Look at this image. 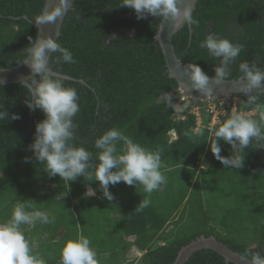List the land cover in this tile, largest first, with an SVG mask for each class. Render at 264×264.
Segmentation results:
<instances>
[{
    "label": "trees",
    "instance_id": "1",
    "mask_svg": "<svg viewBox=\"0 0 264 264\" xmlns=\"http://www.w3.org/2000/svg\"><path fill=\"white\" fill-rule=\"evenodd\" d=\"M44 2L0 0V69L25 59L24 49L29 46L30 39H36L35 24L40 20ZM120 3L121 0L74 2L65 15L56 42L71 51L75 62L58 64L55 62L58 53H53L49 65L52 71L70 77L71 80L63 79L64 86L77 91L79 112L73 118L76 128L72 143L92 153V164L98 163L95 140L114 127L141 147L160 151V171L167 179L155 190L157 207L150 203L143 211H134L146 197L141 186L138 189L130 186L121 192L110 191L114 199L108 201L98 181L89 182L81 176L67 185L59 177L49 178L43 171L45 166L36 161L29 150L34 141L35 125L45 118L44 114L26 106L30 96L24 86L10 84L0 86V110L8 114L0 121V223L10 219L19 201L25 203L27 211L39 210L52 217L58 211L55 206L63 201L52 197L58 193L51 190L61 187L69 196L66 199L69 205L72 200L75 203L77 218L72 219L70 232L75 235L74 240L83 236L90 241L98 264H172L180 249L200 235H213L241 255L255 245L252 250L264 256V197L260 198L264 190L258 191L264 186V150H255L251 157L254 162L244 161L243 170L236 169L234 173L235 186L238 190H247L250 199L247 198L246 205L242 203L240 209L229 210L232 213L229 227L232 228L235 221L243 223L238 227L242 235L246 234V239L235 237L230 229L226 233L221 231L220 228L227 226L226 221L217 224L215 216L213 225L207 224L208 212L200 205L202 198L196 190L199 189L198 177L215 166L225 170L229 167H224L211 154L206 170L198 171L201 156L211 152V144L216 139L214 131L202 128L195 133L192 115H187L183 121L173 120L174 108L169 104V97L175 105L179 98L178 85L168 76L163 54L154 39L161 19L148 16L138 20L133 10ZM192 19L197 23L184 26L172 38L176 55L185 69L197 64L209 77L215 75L214 67L219 66V58H213L206 48L200 47L207 35L214 33L243 45L240 55L230 65L226 80L242 75L239 64L244 61L264 70V0H198ZM254 95L256 102L247 107V96H234L238 113L256 111L247 117L251 119H257L259 112L264 111V93ZM201 107L203 125L207 126L210 116L205 112V105ZM13 114L20 119H12ZM170 131L176 133L175 140H169ZM123 147L122 142L117 143L118 151ZM220 147L222 157L232 155L233 149L222 140ZM24 157H31V162L24 163ZM168 179L182 187L172 190ZM181 206L184 207L181 218L194 207L187 224L189 229L197 223L205 227L191 235L179 236L183 226L176 212ZM240 210L245 211L243 216ZM95 211L118 219L119 234L111 236L109 233L110 239L101 241V248L86 226L89 219L95 217ZM60 216L61 222L64 215ZM60 222L58 227L53 223L35 222L28 225L30 232L24 234L31 236L32 231H37L30 240L32 251L43 258L45 264H61L64 246H59V250L54 248L64 231ZM25 227L21 225V229ZM94 230L90 232L94 234ZM133 248L143 252L142 256L129 259ZM184 264L233 263H226L215 251L201 249Z\"/></svg>",
    "mask_w": 264,
    "mask_h": 264
},
{
    "label": "clouds",
    "instance_id": "2",
    "mask_svg": "<svg viewBox=\"0 0 264 264\" xmlns=\"http://www.w3.org/2000/svg\"><path fill=\"white\" fill-rule=\"evenodd\" d=\"M64 2L65 0H61V4ZM179 2L180 0H121L120 6L133 10L138 20L151 16L165 21L170 20L174 27H179L183 23L196 24L197 22L191 17L190 7L186 6L181 11L177 7ZM186 2L190 4L191 0ZM59 15L60 10H57L54 15L41 17L39 23L53 21ZM200 47L206 48L213 58H219V66L214 67L215 75L209 77L197 64L189 65L185 73L188 75L191 89L208 96L212 92L209 87L210 81L219 83L228 78L230 65L240 55L243 45L210 33L200 43ZM24 51L25 59L22 63L31 70V76L21 82L30 96L26 106L29 110L41 111L45 117L35 125L34 141L29 145V150L33 153L35 160L45 166L43 171L49 178L59 177L63 182H67V185L81 176L89 182L98 181L103 197L108 201L114 199L109 191L110 185L114 186L123 182L128 186H141L148 196L140 201L134 211L140 212L147 208L151 203L148 197L165 184L167 179L160 171L162 167L160 151H150L141 147L120 129L114 127L95 140L94 147L98 150L96 157L98 163L92 164V153L72 143L76 128L73 118L79 112L77 91L75 88L65 87L63 78L53 73L49 65V58L53 53H58L55 61L58 64L74 63L71 51L62 47L51 37L30 39L29 46ZM239 71L242 74L239 77L241 82L239 90L248 98L245 102L247 107L257 100V96L253 94L254 90L264 87L262 85L264 70L258 68L255 63L244 61L239 64ZM178 93L179 98L175 105L171 104L169 97V104L174 108L173 120L183 121L187 115H192L195 119V133L202 128L210 130L209 127L219 110L222 111L218 118H223L222 112L225 109L227 111L229 109L228 113L232 112V116L214 130L216 139L210 147L213 156L224 167L241 169L245 161L244 149L249 146L254 150H264V111L259 112L257 119H251L247 117L256 114V111L238 113L235 95L229 99L198 98L179 88ZM219 98L225 103H219ZM201 105H205V112L210 116L207 126L199 124L203 121ZM7 115L5 110H0V121L5 120ZM11 118L20 119L16 114H13ZM215 125L211 126L215 127ZM167 136L170 141L176 139L174 131L168 132ZM221 140L233 149L234 154L230 157L220 155ZM118 142L124 145L119 151ZM204 158L206 154L201 156L197 164L198 171L206 170L210 164L209 160L205 164L202 161ZM31 159V157H24L23 162L30 163ZM54 219L39 210L27 211L24 202H17L10 219L0 223V264H45L39 255L33 253L31 242L26 239L21 225H33L36 221L49 224L53 223ZM254 247L255 245H251L246 250L240 257L241 261H246L248 264H264V256L254 252L252 250ZM142 254L143 252L133 248L129 259L141 257ZM61 264H98V261L96 253L90 247V241L81 236L75 241L65 242L61 249Z\"/></svg>",
    "mask_w": 264,
    "mask_h": 264
},
{
    "label": "rangeland",
    "instance_id": "3",
    "mask_svg": "<svg viewBox=\"0 0 264 264\" xmlns=\"http://www.w3.org/2000/svg\"><path fill=\"white\" fill-rule=\"evenodd\" d=\"M206 101H208V99ZM218 101H219V103H225V102H223V100L221 98H219ZM221 111L222 110L218 111V114H216L217 117H214L215 119L211 123V125L216 124L215 127H217V128L225 120H227L228 118H230L232 116V112L230 111L228 113V111L225 109V110H223L224 112H222L223 118H221V117L218 118V115H220ZM199 124H204V122L200 121ZM211 125L209 127V129H210L209 131L213 133V131L215 130V127L211 126ZM209 153L210 154L202 160L205 164L208 163V160L210 161L212 153L211 152H209ZM244 153H245L246 163H250L252 161L254 162L253 158H251V157L253 156L252 154L255 153V150L251 146L245 148ZM233 154H234V152L232 153V155ZM262 157H264V151L262 152ZM235 170L236 169H232V168H228L227 170L218 169V167L215 166L212 169H210V172L200 173V175L198 177L199 189H196V190L198 191L197 192L198 195L202 198V202L200 203V205L204 209H206V211L208 212V215H207L208 219L206 220L207 224L213 225V218L215 216L216 217L215 220L217 221V224H218V221L219 222H221L222 220L226 221L227 226L224 225V227L220 228L221 231L226 233V232H229L231 230V232L233 233V235L235 237L238 236V238H239V236H242L243 238L246 239V237H245L246 234L243 233V235H242V232H240L241 230H239V227H238L239 224L242 225L243 223H240V222L238 223L236 221L235 222L233 221L234 222L233 227L232 228L229 227L230 225H232L231 224L232 220H230V218H232V217H230L232 213L229 210L233 207L234 208L236 207L237 210L240 209L241 205H243L242 203H244V205H246L247 198L250 199L247 190H243V191L238 190V187L235 186L237 184V179L234 178L235 177V175H234ZM238 170H240V169H238ZM242 170H243V168H242ZM195 179H197V178H195ZM168 180H169L170 186L171 185L173 186L172 188L170 187L172 190L174 188L178 189V187L179 188L182 187V184L179 185L177 182L174 184V182L171 181L172 179H168ZM115 186H118V187H115ZM128 187L130 188V186L125 185L123 182H121V183H118L114 186L110 185L109 191H111L112 193L121 192L120 190H122V191H124L125 189L127 190ZM55 188L56 187L54 186L53 189H55ZM132 188L138 189V188H140V186H137V187L132 186ZM192 188H194V186H192L191 189ZM261 190H264V186H263V189H259L258 191H261ZM51 191L58 193V195L55 193L52 197H55L57 199L60 198L63 201L61 203H58L57 206H55L58 208V211L56 213H53V215H52V217L55 218L53 225H55L56 227H58L59 222H60V217H61L60 214L64 215V217H62L61 222H60V224L62 226H64L63 235L59 236L57 238L56 243H54L55 244L54 248H56V250H59L58 247L64 246L65 242L68 241V239L72 238V240L75 241L74 240L75 235H73L70 232V228H71L72 219L75 218V220H76L77 216H76V213L74 210V206H75L74 200H72V202L70 203L71 206L66 201V199L69 197L68 194L66 193V191H63V189L61 187L60 188L57 187L56 190H51ZM154 194H155V191H153L151 193L150 197H148V198L150 199L151 204H153V206L157 207L156 204L158 202V198H157V196H154ZM146 196H148V194H146ZM239 196H242V197H239ZM192 197H194V195H192ZM263 197H264V191L260 194V198L263 199ZM240 199H241V202L238 203ZM194 206H195V204H194ZM160 210L162 212H164V209L160 208ZM165 210L167 211V209H165ZM191 210H189L190 213H189V211L187 213L184 212L183 218H181V216H182L181 214H183V211H184L183 206H181L178 209V211L176 212V216L181 218L180 225L183 226L180 233L178 234L179 236L191 235V234H193L192 232H194L195 230L203 229V227H205L203 223H201V224L197 223L194 225L195 227L190 228V229L187 227V224L191 221V217H190ZM258 210L259 209L257 208L256 212ZM240 213H241V216H243L245 214V211L240 210ZM89 220L90 221L86 223V226L88 228V232H89L90 236L93 235L92 238L95 237V240H96L95 242L99 245L102 244L101 241L110 239L108 237L109 233L111 234V236L119 234L118 229H117L118 219L114 218V215L112 217L111 216L106 217L105 213L99 214V211H97V212L95 211V217L92 219H89ZM36 222L38 223L39 221H36ZM67 223H69V224H67ZM214 224H216V223H214ZM27 227H28V225H26V227L22 229L24 234H28L30 232L29 231L30 227H28L29 229ZM94 229L95 230L98 229V231H95ZM93 230L95 232L94 234H92ZM35 233H37V231H32L33 236ZM237 233H238V235H237ZM247 234L250 235L251 232L249 231ZM32 235L31 236H25V237H28L27 239L30 241ZM76 238H77V236H76ZM78 238H79V236H78ZM101 246L102 245H100V248H101Z\"/></svg>",
    "mask_w": 264,
    "mask_h": 264
},
{
    "label": "water",
    "instance_id": "4",
    "mask_svg": "<svg viewBox=\"0 0 264 264\" xmlns=\"http://www.w3.org/2000/svg\"><path fill=\"white\" fill-rule=\"evenodd\" d=\"M76 1L77 0H65V2L61 4V0H45L44 6L42 8L41 17L47 15H54L57 10H60V15L57 16L53 21L45 22L44 24H40L38 21V23L35 24L37 28L36 38L51 37L56 42L57 38L60 35L61 26L64 21L65 15L67 11L71 8L73 3ZM197 1L198 0H191L190 4H188L186 0H180L177 7L181 11L186 6L190 7L192 17V13L196 7ZM186 25L190 26V24L188 23H183L179 27H174L170 20L165 21L163 19H161L158 24L157 32L154 39L158 43L159 48L163 54L168 76L176 81L180 90L186 93L193 94L198 98L223 97L225 99H229L233 95L243 94L239 90L241 87V82L239 78L232 80L225 79L219 83H216L214 80H211L209 83V87L212 92L211 95L208 96H204L201 93L193 91L191 89V84L188 75L185 73V67L176 55L172 40L173 35H175ZM22 62L9 68L0 69V86L10 84L22 85L21 82L25 81L29 76H31L30 68ZM52 72L60 75L63 79L71 80V78L68 76L56 73L54 71ZM262 85H264V82H262ZM256 93H264V87L258 90H254L253 94ZM201 249H209L215 251L224 259L226 263L248 264V262L246 261H241V254L227 247L225 244L219 242L214 236H200L195 240L191 241L186 246L182 247L178 252L173 264H184L194 252Z\"/></svg>",
    "mask_w": 264,
    "mask_h": 264
},
{
    "label": "built area",
    "instance_id": "5",
    "mask_svg": "<svg viewBox=\"0 0 264 264\" xmlns=\"http://www.w3.org/2000/svg\"><path fill=\"white\" fill-rule=\"evenodd\" d=\"M210 112H212V109H210Z\"/></svg>",
    "mask_w": 264,
    "mask_h": 264
}]
</instances>
